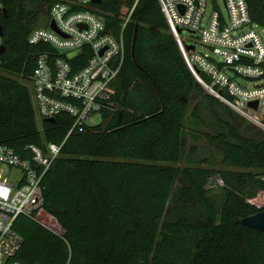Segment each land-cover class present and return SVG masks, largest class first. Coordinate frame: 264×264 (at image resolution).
<instances>
[{
    "label": "trees",
    "instance_id": "1",
    "mask_svg": "<svg viewBox=\"0 0 264 264\" xmlns=\"http://www.w3.org/2000/svg\"><path fill=\"white\" fill-rule=\"evenodd\" d=\"M252 21L264 27L263 0H246ZM5 50L0 56V144L55 143L61 155L44 177V205L19 216L23 243L15 259L26 264H264V232L243 226L264 210L250 201L264 192V134L248 135L242 119L208 94L188 69L158 0L93 3L113 34L123 31L125 59L101 121L67 136L72 119L37 121L25 81L44 45L28 36L50 0H0ZM28 5L35 7L29 9ZM44 21V20H43ZM82 64L86 57H82ZM81 64V65H82ZM205 99L225 125L204 133L222 161L250 172L180 168L187 111ZM199 118L200 103L193 107ZM226 115L229 120L225 117ZM232 120V121H231ZM244 120V119H242ZM221 175L224 199L208 195Z\"/></svg>",
    "mask_w": 264,
    "mask_h": 264
},
{
    "label": "built area",
    "instance_id": "2",
    "mask_svg": "<svg viewBox=\"0 0 264 264\" xmlns=\"http://www.w3.org/2000/svg\"><path fill=\"white\" fill-rule=\"evenodd\" d=\"M214 2L158 0L195 79L208 94L264 130V27L252 21L246 0H223L226 16L215 5L207 14ZM47 9L43 26L28 36L29 44L47 49L35 57L29 78L20 82L29 90L38 129L43 121L66 115L72 119L68 136L95 125L96 119L101 121V110L116 90L124 63L123 31L132 10L115 35L92 0H50ZM182 31L195 35L211 53L197 51L196 43L182 39ZM240 78L249 80V85L240 83ZM61 148L55 143H30L20 153L0 144V264H26L15 259L23 238L14 222L21 215L32 217L44 205V177L60 157Z\"/></svg>",
    "mask_w": 264,
    "mask_h": 264
},
{
    "label": "rangeland",
    "instance_id": "3",
    "mask_svg": "<svg viewBox=\"0 0 264 264\" xmlns=\"http://www.w3.org/2000/svg\"><path fill=\"white\" fill-rule=\"evenodd\" d=\"M223 15L226 16V9L223 0H215L214 3H210L207 9V14L214 8V6ZM29 9H35V7L28 5ZM47 19V18H45ZM42 13L38 16L34 27L43 26ZM182 39H185L187 43H196L197 51L204 53H211L210 48L202 44L195 35L190 34L187 31H182ZM240 83L249 85V80L238 79ZM196 103H200V115L199 118L193 117L192 110ZM221 114L223 112V107L220 105L211 106L207 100L194 99L190 104L187 111L186 118V128L184 130V152L183 157L180 162L174 164L180 168L184 167H204L209 168L212 171H228V172H250L249 169H242L238 167H233L222 161L223 153L218 145H211L204 133H217L219 130H223L225 125L220 123L215 117V113ZM226 116V115H225ZM223 114V117H225ZM229 120V118L226 116ZM232 121V120H231ZM95 124L100 121L96 119ZM236 124L241 127V130L245 134L261 136L264 134V130L259 127L248 123L245 120L237 119ZM254 173L258 174V178L264 180V172L260 170H252ZM221 175L215 173L210 176L207 181L206 189L210 198L217 204L220 205L224 199L222 187L225 183L219 181ZM250 201L255 203L257 206H264V192L257 194L255 198H251Z\"/></svg>",
    "mask_w": 264,
    "mask_h": 264
},
{
    "label": "water",
    "instance_id": "4",
    "mask_svg": "<svg viewBox=\"0 0 264 264\" xmlns=\"http://www.w3.org/2000/svg\"><path fill=\"white\" fill-rule=\"evenodd\" d=\"M93 3H99V0H92ZM4 14L6 13V9L4 8L2 11ZM52 27H54V25L52 24ZM0 34L3 35V28L0 25ZM193 48V46H187V49H191ZM5 50V45H1L0 46V54H2ZM75 53H71L70 56H74ZM251 105H253L254 107H256V102H252L250 103ZM54 119H50V121H53ZM240 223L245 226V227H249L258 231H262L264 232V210L261 212H258L256 214L244 217L243 219H241Z\"/></svg>",
    "mask_w": 264,
    "mask_h": 264
}]
</instances>
